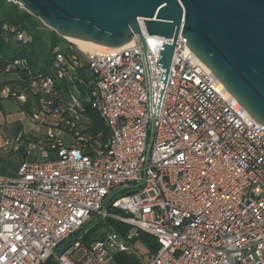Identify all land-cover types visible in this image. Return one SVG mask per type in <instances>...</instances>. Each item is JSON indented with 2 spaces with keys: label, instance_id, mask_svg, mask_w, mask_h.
Wrapping results in <instances>:
<instances>
[{
  "label": "built area",
  "instance_id": "2783aa9c",
  "mask_svg": "<svg viewBox=\"0 0 264 264\" xmlns=\"http://www.w3.org/2000/svg\"><path fill=\"white\" fill-rule=\"evenodd\" d=\"M3 31L6 42L29 39ZM142 32L152 116L135 35L107 52L56 51L44 67L24 57L5 64L2 72L16 78L0 85V102L23 106L34 129L0 147L18 158L13 175L0 174V264H116L113 253L129 250L127 240L111 231L83 242L94 215L130 225L127 239L138 229L154 236L158 248L144 264H264V124L230 97L180 31L156 116L164 71L157 46L173 38ZM87 108L107 137L88 131Z\"/></svg>",
  "mask_w": 264,
  "mask_h": 264
},
{
  "label": "water",
  "instance_id": "95a60500",
  "mask_svg": "<svg viewBox=\"0 0 264 264\" xmlns=\"http://www.w3.org/2000/svg\"><path fill=\"white\" fill-rule=\"evenodd\" d=\"M39 19L58 36L108 48L122 47L134 35L141 45L149 82L147 35L173 38L162 42L156 116L178 32L188 50L255 121L264 124V0H8ZM70 42V41H69ZM115 190L106 200L125 189ZM105 211V206L101 212ZM95 218L86 227L97 221ZM100 231L92 239H100Z\"/></svg>",
  "mask_w": 264,
  "mask_h": 264
},
{
  "label": "trees",
  "instance_id": "16d2710c",
  "mask_svg": "<svg viewBox=\"0 0 264 264\" xmlns=\"http://www.w3.org/2000/svg\"><path fill=\"white\" fill-rule=\"evenodd\" d=\"M4 25L8 27L10 35L15 31H21L29 39L25 42H6L3 37ZM71 47L76 48L75 44L58 36L17 3L0 0V72H2L8 60L18 57L26 58L33 68L44 67L51 61L54 52L62 49L67 50ZM21 108L24 109L23 106ZM85 113L90 121L88 131L92 135L100 133L101 138L107 137V130L99 115L91 108H87ZM112 211L116 214H121V212L111 209L110 205L106 204V212ZM103 225L110 228L117 237L127 240L130 247L129 250H119L113 253V259L116 264H144L158 248L154 236L139 229L136 236L127 239L126 233L130 229V225L108 216L102 217L86 228L83 234V242L87 246L93 242L92 235L97 230H100V235L103 237V232L101 231ZM135 243L141 244L144 248L147 255L145 260L134 250Z\"/></svg>",
  "mask_w": 264,
  "mask_h": 264
},
{
  "label": "crops",
  "instance_id": "0c3cea01",
  "mask_svg": "<svg viewBox=\"0 0 264 264\" xmlns=\"http://www.w3.org/2000/svg\"><path fill=\"white\" fill-rule=\"evenodd\" d=\"M1 75L3 76V78L0 79V85L3 84L4 82L11 81L16 78L14 74H5L3 72H0V76ZM11 121H13L14 123V127L12 129H10L9 126H7V123ZM33 129L34 127L29 123V121L27 120L26 116L24 115L18 104L8 100H4L0 102V147L2 145L4 138L14 137L19 132L29 131ZM5 157L15 158L18 164V158L16 156H5ZM15 169L13 170L11 175H13Z\"/></svg>",
  "mask_w": 264,
  "mask_h": 264
},
{
  "label": "rangeland",
  "instance_id": "374dc122",
  "mask_svg": "<svg viewBox=\"0 0 264 264\" xmlns=\"http://www.w3.org/2000/svg\"><path fill=\"white\" fill-rule=\"evenodd\" d=\"M2 78H3V76L1 75V76H0V79H2ZM5 105H7V104H5ZM7 126H9V128L12 129V128L14 127V123H13V121L8 122V123H7ZM16 166H17V160H15V158H13V157H5L4 155H2V154L0 153V174H2V175H11L12 172H13V170L16 168ZM95 218H98L97 220H99V219H101L102 217L99 216V215H94L93 219H95ZM93 219H92V220H93ZM89 222H91V221H89ZM101 231H102V232H111V229L108 228L107 226H104V225H103L102 228H101ZM113 238H114L115 240H118V238H117L116 235H114ZM134 250H135L139 255L142 256L143 260H145V259L147 258V255H146V253H145V250H144V248L141 246V244H139V243H135V244H134ZM81 254H82V251H78V252L75 254V258H76V259L79 258V257L81 256Z\"/></svg>",
  "mask_w": 264,
  "mask_h": 264
},
{
  "label": "bare ground",
  "instance_id": "6f19581e",
  "mask_svg": "<svg viewBox=\"0 0 264 264\" xmlns=\"http://www.w3.org/2000/svg\"><path fill=\"white\" fill-rule=\"evenodd\" d=\"M69 41L72 42L73 44H75V46L79 50H81L83 52H87V53H102V52H107L108 50H110V48H108V47H105V46H102L99 44H95V43H92L89 41H82V40H78V39H69Z\"/></svg>",
  "mask_w": 264,
  "mask_h": 264
}]
</instances>
